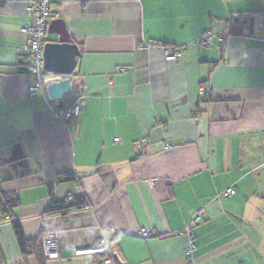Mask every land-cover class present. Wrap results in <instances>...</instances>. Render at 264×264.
I'll return each instance as SVG.
<instances>
[{
    "label": "crops",
    "instance_id": "0c3cea01",
    "mask_svg": "<svg viewBox=\"0 0 264 264\" xmlns=\"http://www.w3.org/2000/svg\"><path fill=\"white\" fill-rule=\"evenodd\" d=\"M32 1L0 0V190L20 199L0 210V264H184L191 234L194 264H264V0H51L81 51L47 73L71 81L63 105L84 98L68 120L27 96ZM69 195L88 206L43 215ZM13 220L42 250L57 234L59 256L22 255ZM102 237L107 254H75Z\"/></svg>",
    "mask_w": 264,
    "mask_h": 264
},
{
    "label": "built area",
    "instance_id": "2783aa9c",
    "mask_svg": "<svg viewBox=\"0 0 264 264\" xmlns=\"http://www.w3.org/2000/svg\"><path fill=\"white\" fill-rule=\"evenodd\" d=\"M28 11L32 16V22L29 26L24 27V32L26 33V47L28 53V64H27V71L35 77V81L33 84L28 86L27 89V96L29 98H35L40 91H45L49 100L50 106L54 109L56 115L60 119L68 120L77 118L80 116L84 109V98L81 96L77 101H74L67 105H59L58 100L52 99L47 91L48 82L47 80V71L44 67V46L46 44V37L48 32V25L50 23L51 18V0H33L29 6ZM216 34L208 29L204 30L197 38L196 43L201 47L210 46L213 38ZM230 35H218L221 41H225L227 37ZM164 53L167 60H178L180 59L183 54V46L181 45H168L164 46ZM122 70H125L123 68ZM51 83V82H50ZM49 83V84H50ZM235 192L234 189L228 188L224 195H230ZM200 218L199 215L194 217L195 220ZM189 233L190 230H187ZM143 236H150L153 235L152 232L143 231ZM190 241L188 248L186 249V253L188 259L184 264H194L192 258V251L195 248V243L193 241V235H190ZM44 237V247L42 253L47 258H57L60 254V242L58 240L57 234L54 233H45ZM109 252L108 246L106 244V240L102 237L100 238L93 246L78 249L75 251V254H107ZM103 264H113V261L109 258L106 259Z\"/></svg>",
    "mask_w": 264,
    "mask_h": 264
},
{
    "label": "water",
    "instance_id": "95a60500",
    "mask_svg": "<svg viewBox=\"0 0 264 264\" xmlns=\"http://www.w3.org/2000/svg\"><path fill=\"white\" fill-rule=\"evenodd\" d=\"M49 33L59 35L57 41L46 42L44 46V67L47 73L59 75H70L73 73L81 56V51L76 42L71 40V34L68 31L66 23L63 19H53L48 25ZM72 83L69 79L51 82L47 86L49 96L59 101V105H63V96L70 92Z\"/></svg>",
    "mask_w": 264,
    "mask_h": 264
},
{
    "label": "trees",
    "instance_id": "16d2710c",
    "mask_svg": "<svg viewBox=\"0 0 264 264\" xmlns=\"http://www.w3.org/2000/svg\"><path fill=\"white\" fill-rule=\"evenodd\" d=\"M19 202L20 199L16 194L2 193L0 190V210L4 216L11 218L10 212L13 207L19 204ZM87 206L88 201L84 196L69 195L62 200L52 198L44 210L43 215L50 216L60 214L66 216L71 210H80L86 208ZM12 223L22 255L29 256L40 251L42 233L33 239H28L24 234L19 220H13Z\"/></svg>",
    "mask_w": 264,
    "mask_h": 264
}]
</instances>
